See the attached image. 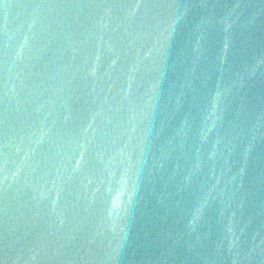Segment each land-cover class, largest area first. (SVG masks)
I'll list each match as a JSON object with an SVG mask.
<instances>
[{"label": "water", "instance_id": "95a60500", "mask_svg": "<svg viewBox=\"0 0 264 264\" xmlns=\"http://www.w3.org/2000/svg\"><path fill=\"white\" fill-rule=\"evenodd\" d=\"M0 264H264V0H0Z\"/></svg>", "mask_w": 264, "mask_h": 264}]
</instances>
